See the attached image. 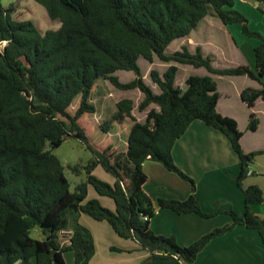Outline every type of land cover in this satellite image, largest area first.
Wrapping results in <instances>:
<instances>
[{"label":"trees","instance_id":"obj_1","mask_svg":"<svg viewBox=\"0 0 264 264\" xmlns=\"http://www.w3.org/2000/svg\"><path fill=\"white\" fill-rule=\"evenodd\" d=\"M33 1L45 9L49 19L58 21L56 30L41 32L29 20H17L15 6L0 5V44L5 43L0 49V264H65V251L72 253L73 264H88L94 244L90 232L77 222L78 213L105 221L120 238L134 240L150 253L151 262L192 264L210 240L236 225L255 230L264 251V216L251 211L252 205L264 201V192L256 185L243 184L258 152H243L242 132L236 121L217 112L219 93L211 76L189 75L184 89L175 85V64L203 67L219 76L245 75L259 82L261 88H245L241 100L249 107L257 99L264 102V35L248 30L246 19L234 8V0ZM210 15L225 26L240 24L243 34L260 41L254 48L255 70L248 66L215 69L212 58L204 56L199 47L194 53L186 46L171 54L165 52L172 41L188 36ZM139 58L169 64L162 74L149 71L159 93L145 83ZM117 71H130L134 78L121 82ZM98 79L120 91L139 90L143 96L140 111L151 105L158 108H150L145 121L139 122L132 115L131 99L116 102V111L100 130L106 133L114 123L128 119L132 125L125 153H108V147L96 149L79 123L82 115L95 113L89 97ZM77 97L79 105L70 115L67 109ZM194 120L220 131L230 142L239 159L235 182L243 193L245 210L243 216L225 211L231 217L230 224L181 246L174 236L157 235L149 227L156 208L143 189L146 175L142 164L147 159L156 161L190 185L185 200L159 198L158 207L202 218L222 213L202 212L193 180L173 161L175 141ZM257 126L258 119L251 113L247 129L255 131ZM68 139L82 142L92 154L83 167L86 181L76 185L73 192L60 160L51 152ZM97 165L114 176L113 185L91 174ZM73 171L79 173L76 167ZM87 185L112 199L115 211L95 199L84 202ZM34 229L44 239L32 238ZM62 229L72 231L67 245L58 240Z\"/></svg>","mask_w":264,"mask_h":264},{"label":"crops","instance_id":"obj_2","mask_svg":"<svg viewBox=\"0 0 264 264\" xmlns=\"http://www.w3.org/2000/svg\"><path fill=\"white\" fill-rule=\"evenodd\" d=\"M234 27L223 25L214 16H206L188 36L174 40L177 43L171 52H168V47L173 41L166 47L165 52L171 54L180 50L181 46H186L190 53H194L195 48L199 47L204 56L212 58V67L215 69L248 66L255 70L254 48L260 41L255 38L248 40L243 38L239 28ZM231 30L243 39L241 41L244 44L236 43ZM259 33L264 34L263 31ZM229 56L231 61L224 67L222 64ZM162 64L163 69L160 74L169 65ZM175 65L178 68L175 77L176 85L177 74L182 65ZM192 68V71L185 75L184 81L191 74L211 76L216 82L219 93L217 112L236 121L238 129L242 132L240 146L243 152H258L250 163L252 167L248 166L249 173L243 184L244 186L256 185L264 192V102L257 99L253 106L249 107L240 98L242 90L259 89L261 84L245 75L219 76L209 73L203 67ZM262 83L264 85L263 79ZM251 113L258 119L255 131L247 129ZM131 125L132 123L125 119L121 123H114L109 131L104 133L107 135L105 147L109 148V153H125ZM121 128L124 129L125 140L121 150H118L116 145L121 141L119 138ZM171 152L175 165L193 180L202 212L211 213L214 210H221L222 213L210 218H202L194 213L178 215L170 209L158 207L159 198L185 200L190 193V185L177 174L166 170L162 164L147 159L142 164V170L146 175L143 189L156 208L155 215L149 223L150 229L155 234L174 236L179 245L188 246L211 230L230 224L231 217L225 211L231 210L238 216H243L244 196L235 182V177L240 170L239 159L228 139L220 131L207 126L200 120H194L184 134L175 141ZM104 180L110 185L115 182V180L113 183L109 179ZM89 187L92 188V186L87 185L88 193L91 189ZM92 191L94 193L92 199L97 200L110 211H115L112 199L98 195L94 189ZM85 201L88 200L85 198ZM251 211L263 217L264 201L258 205H252ZM77 222L92 236L94 254L88 264H161L149 261L148 251L140 249L134 240L120 238L107 222L96 221L84 213H78ZM62 258L65 264H73V255L70 251L64 252ZM263 258V245L258 233L242 225H236L232 230L210 240L192 264H263Z\"/></svg>","mask_w":264,"mask_h":264},{"label":"rangeland","instance_id":"obj_3","mask_svg":"<svg viewBox=\"0 0 264 264\" xmlns=\"http://www.w3.org/2000/svg\"><path fill=\"white\" fill-rule=\"evenodd\" d=\"M0 5L3 8L9 6H15L14 17L19 21L20 20L31 21L37 28L41 30V32H44L46 30H56L60 25L58 21H53L49 19L45 9L38 3L34 2L33 0H0ZM234 8L238 10L246 19V26L249 31H253L257 33H259V31L264 32V14H263L264 3L260 4L254 0H243V1L234 0ZM216 20L220 22L218 18H216ZM230 26H235L234 28H239V31L243 36V38L247 40L250 38L242 33L240 24H232ZM231 32L238 45L244 44L241 41L243 39H240L239 35L235 34L233 30H231ZM176 43L177 41H173L169 45L168 52H171L172 48ZM4 45L5 43L0 44V49ZM230 57L231 56H229V58L226 59V62L222 64L224 67L228 65L227 63H230L229 62L231 61ZM138 64L141 69V73L143 75V79L145 83L152 88L153 92L158 93L159 89L151 81L149 77V71L157 70L159 73H161L163 69L162 67L163 64L160 63L156 58H154L153 63H149L145 59L139 58ZM192 69L193 68L191 66H184V65L180 66V70L176 78V85L184 89L185 88L184 77L187 73H190ZM115 75L119 78L121 82H129L134 78V74L130 71H117ZM123 98H129L132 100L133 102L132 113L135 116V118H137L140 122L145 121L146 113L150 108H155L154 105H151L145 111H140L138 109V104L141 102L143 96L137 89L131 91H120L115 89L109 82L105 80L102 79L96 80V82L94 83L91 89V93L89 97V103L94 105L95 113H87L79 118L80 125L86 130V134L89 138V144L95 147L96 149L103 150V148L107 144V142L105 143V141L107 140V135L100 130V125L103 124V122H105L106 120H109L111 118V116L116 111V107H115L116 102H118L120 99ZM79 100H80L79 97L74 99L72 104L67 109L70 115L74 114L75 110L79 105ZM119 138L121 139V141L118 142L116 146L118 150H121V145L125 140V132L123 128H121V131H119ZM46 148L49 149L48 144H46ZM51 152L60 160L64 168V175L69 183V190L73 192L76 185L86 181L87 176L83 167H85L88 164V162L92 159V154L90 150L82 142L76 139H68L65 140L58 148L52 149ZM249 166L252 167V164H249ZM74 167H76L79 170V173L78 172L75 173L73 171ZM91 174L103 182H105L104 179H109L111 183H113V180H115L114 176L106 172L100 165H97L94 168V170L91 172ZM90 188L91 187H89V189ZM92 190L93 189L91 188L89 193L87 192L86 194L87 200L92 199V194H94ZM66 217L67 218L70 217L69 212L66 213ZM30 236L38 240L44 239L42 233L37 229L32 230L30 232Z\"/></svg>","mask_w":264,"mask_h":264},{"label":"built area","instance_id":"obj_4","mask_svg":"<svg viewBox=\"0 0 264 264\" xmlns=\"http://www.w3.org/2000/svg\"><path fill=\"white\" fill-rule=\"evenodd\" d=\"M4 44V43H2ZM72 235V231L69 229H62L58 232V237L60 240L61 245H67L69 244L70 237Z\"/></svg>","mask_w":264,"mask_h":264},{"label":"water","instance_id":"obj_5","mask_svg":"<svg viewBox=\"0 0 264 264\" xmlns=\"http://www.w3.org/2000/svg\"><path fill=\"white\" fill-rule=\"evenodd\" d=\"M150 261V260H149Z\"/></svg>","mask_w":264,"mask_h":264}]
</instances>
